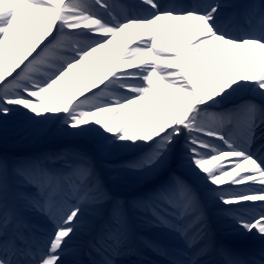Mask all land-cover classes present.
<instances>
[{
  "label": "snow or ice",
  "instance_id": "obj_1",
  "mask_svg": "<svg viewBox=\"0 0 264 264\" xmlns=\"http://www.w3.org/2000/svg\"><path fill=\"white\" fill-rule=\"evenodd\" d=\"M17 119L83 146L0 155V264H121L137 245L166 264H264V0H0V124ZM97 160L147 190L114 195ZM209 209L260 246H217ZM82 228L86 260L72 245Z\"/></svg>",
  "mask_w": 264,
  "mask_h": 264
},
{
  "label": "rangeland",
  "instance_id": "obj_2",
  "mask_svg": "<svg viewBox=\"0 0 264 264\" xmlns=\"http://www.w3.org/2000/svg\"><path fill=\"white\" fill-rule=\"evenodd\" d=\"M77 146H83L82 141L59 132L54 125H30L19 119L9 120L7 125L0 124V155L10 159L32 157ZM129 157V153H117L110 158V161L119 163ZM97 165L102 168L99 170L102 178L104 175L106 181L107 177H110L120 183L115 185L117 188L119 186L125 188L127 184L133 183V178L137 176L127 171L106 168L103 160H97Z\"/></svg>",
  "mask_w": 264,
  "mask_h": 264
},
{
  "label": "bare ground",
  "instance_id": "obj_3",
  "mask_svg": "<svg viewBox=\"0 0 264 264\" xmlns=\"http://www.w3.org/2000/svg\"><path fill=\"white\" fill-rule=\"evenodd\" d=\"M124 1V0H123ZM194 3H197V0H193ZM239 2V0H237ZM98 170L102 169L97 165ZM103 178L105 179V185L106 187L114 194L120 197H123L125 199H131L133 197L142 195L147 190L146 186L141 183L138 176H135L134 182L127 184L125 188L119 187L117 188L115 185L120 184L118 181L116 182L113 178L107 177L103 175ZM143 188V190H142ZM107 206H105L106 209ZM211 210V209H210ZM26 216L29 215L28 212L25 214ZM209 215V227L210 229L214 227L217 234L223 235L225 239H230L229 241H232L233 243H237L234 247H230L231 249H234L236 252L243 253L247 248L251 247L252 249H256L260 246V240L258 236H254L251 234H247L238 227H236V233L228 237L230 234H226L225 232V225L227 222H231L236 226L235 222L231 220H224L221 218H218L215 215V210L212 209L211 211H208ZM28 218V221L31 222L30 217ZM84 220L87 221L91 225H98L100 223V218L97 215V209L94 206H87L84 209ZM138 222V221H137ZM135 223L134 228L137 227L142 231V235H146L150 239L158 241L160 244H162L166 248H175L177 246H182V241L177 238V236L174 233H171L167 231L166 229H156L151 228L146 224L138 222ZM213 224V227L210 226ZM50 227V224L48 223L44 228L41 229H47ZM38 235H43V233H39ZM92 235V232H90L87 228H82L81 231L73 238L72 245L76 247L83 248V244L90 239ZM197 246H199V242H197ZM142 251H145L146 255L149 256L152 259V254L148 249H143ZM149 253V254H148ZM202 260H211V256H204L201 257ZM128 260V259H123ZM122 260V262H123ZM131 264H143L141 261L139 263L136 262V260L132 261ZM152 264H166V259L163 256L157 255L153 261Z\"/></svg>",
  "mask_w": 264,
  "mask_h": 264
}]
</instances>
